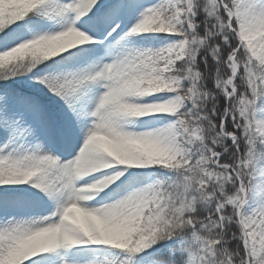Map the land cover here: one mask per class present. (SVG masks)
<instances>
[{
	"label": "snow or ice",
	"instance_id": "obj_1",
	"mask_svg": "<svg viewBox=\"0 0 264 264\" xmlns=\"http://www.w3.org/2000/svg\"><path fill=\"white\" fill-rule=\"evenodd\" d=\"M0 264H264V0H0Z\"/></svg>",
	"mask_w": 264,
	"mask_h": 264
}]
</instances>
